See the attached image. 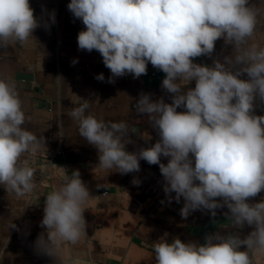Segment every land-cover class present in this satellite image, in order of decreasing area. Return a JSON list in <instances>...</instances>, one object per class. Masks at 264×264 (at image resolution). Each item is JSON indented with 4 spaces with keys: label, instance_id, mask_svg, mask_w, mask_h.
Wrapping results in <instances>:
<instances>
[{
    "label": "clouds",
    "instance_id": "1",
    "mask_svg": "<svg viewBox=\"0 0 264 264\" xmlns=\"http://www.w3.org/2000/svg\"><path fill=\"white\" fill-rule=\"evenodd\" d=\"M67 8L85 26L78 49L100 53L112 74L109 83L146 75L150 62L165 73L162 88L173 94L170 104L140 95L136 111L148 115L159 140L138 152L126 150L125 121L97 118L88 112L90 102L78 98L67 114L98 150V167L128 174L140 170V160L159 165L169 202L184 199L182 218L196 210L215 217L226 206L232 227L254 226L243 239L219 233L203 244L161 238L153 243L155 264H253V256L264 255V199L248 203L264 191V115L254 114V100L264 103V44L255 41L264 6L252 0H70ZM50 19L55 22L54 13ZM39 26L29 0H0V49L23 45ZM221 38L232 55L211 67L193 62L211 55ZM96 79L103 81V74ZM193 80L195 87L183 92ZM26 120L15 82L0 76V185L18 198L37 187L34 168L22 158L45 148L44 137L24 127ZM162 156L169 158L166 165ZM60 169L63 180L46 195L40 222L46 232L35 247L83 264L71 249L87 234L84 213L93 198L78 170L68 175Z\"/></svg>",
    "mask_w": 264,
    "mask_h": 264
},
{
    "label": "crops",
    "instance_id": "2",
    "mask_svg": "<svg viewBox=\"0 0 264 264\" xmlns=\"http://www.w3.org/2000/svg\"><path fill=\"white\" fill-rule=\"evenodd\" d=\"M252 2L264 6V0ZM29 3L40 26L23 45L0 49V76L15 82L27 117L24 127L43 136L45 148L36 156L22 158L35 170L37 187L32 193L18 198L0 185V264H70L35 247L38 236L46 232L40 226L46 195L63 180L60 168L68 175L78 170L93 198L84 213L87 234L71 249V255L83 264H155L153 243L161 238L203 244L207 235L236 234L243 239L253 231L254 226L232 227L226 206L216 209L215 217L208 210H196L182 218L184 199L169 202L159 165L140 160V170L128 174L98 167V150L79 135L68 111L77 106L78 98L87 100L88 112L97 118L128 124L126 139L131 143L126 144L127 151L151 147L159 136L148 115L137 113L136 103L142 93L149 94L154 102L163 98L165 103H172L173 94L162 88L165 73L148 62L146 75L112 77L109 83L112 74L100 53L78 49V33L85 26L68 10L70 0ZM53 13L54 23L50 19ZM255 41L264 44V16L259 19ZM230 55L232 46L221 38L211 55L196 57L193 62L211 67L214 60L223 62ZM100 74L103 81L96 79ZM240 78L247 79L246 74ZM194 87L193 80L182 91ZM254 114L264 115V103L259 98L254 100ZM168 159L162 156L161 163L166 165ZM134 178L138 185L132 183ZM262 199L264 191L249 198L248 203ZM240 250H245L244 246ZM253 264H264V255L253 256Z\"/></svg>",
    "mask_w": 264,
    "mask_h": 264
}]
</instances>
